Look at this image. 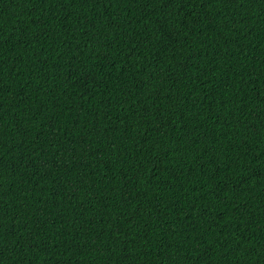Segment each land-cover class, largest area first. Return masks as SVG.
<instances>
[{"label":"trees","instance_id":"obj_1","mask_svg":"<svg viewBox=\"0 0 264 264\" xmlns=\"http://www.w3.org/2000/svg\"><path fill=\"white\" fill-rule=\"evenodd\" d=\"M0 264H264V0H0Z\"/></svg>","mask_w":264,"mask_h":264}]
</instances>
